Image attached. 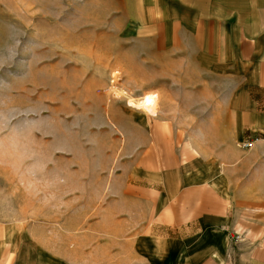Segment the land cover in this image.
Here are the masks:
<instances>
[{
	"label": "rangeland",
	"instance_id": "374dc122",
	"mask_svg": "<svg viewBox=\"0 0 264 264\" xmlns=\"http://www.w3.org/2000/svg\"><path fill=\"white\" fill-rule=\"evenodd\" d=\"M113 3L0 0V218L31 219L63 264L144 261L159 225L144 216L152 198L127 193L143 182L138 160L172 168L165 138L185 169L214 107L230 104L190 49L170 55L153 24ZM246 235L233 230L228 264L253 258Z\"/></svg>",
	"mask_w": 264,
	"mask_h": 264
},
{
	"label": "crops",
	"instance_id": "0c3cea01",
	"mask_svg": "<svg viewBox=\"0 0 264 264\" xmlns=\"http://www.w3.org/2000/svg\"><path fill=\"white\" fill-rule=\"evenodd\" d=\"M109 7L127 22L135 16L153 24L170 55L190 49L192 63L215 74L230 101L214 107L185 169L165 138L163 160L172 168L151 170L138 160L143 182L127 193L152 198L144 216L159 225L148 229L138 264H228L231 235L241 229L254 243L246 264H264V0H114ZM253 140L252 149L241 148ZM32 225L29 218H0V264H63V254L43 246Z\"/></svg>",
	"mask_w": 264,
	"mask_h": 264
},
{
	"label": "built area",
	"instance_id": "2783aa9c",
	"mask_svg": "<svg viewBox=\"0 0 264 264\" xmlns=\"http://www.w3.org/2000/svg\"><path fill=\"white\" fill-rule=\"evenodd\" d=\"M255 142H256V140L243 142V143H241V147L243 149L250 150L254 147Z\"/></svg>",
	"mask_w": 264,
	"mask_h": 264
}]
</instances>
